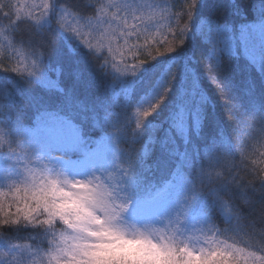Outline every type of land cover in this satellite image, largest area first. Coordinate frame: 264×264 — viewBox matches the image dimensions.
<instances>
[{
    "label": "trees",
    "instance_id": "trees-1",
    "mask_svg": "<svg viewBox=\"0 0 264 264\" xmlns=\"http://www.w3.org/2000/svg\"><path fill=\"white\" fill-rule=\"evenodd\" d=\"M162 2L167 4L163 7L172 18L171 30L154 43L140 38L129 40L125 51L114 58L113 52H94L81 38L63 33L56 18L49 16L37 23L20 15L13 0H0V28L15 44L33 54L41 53L33 56L26 51L24 56L37 59L45 73L43 80L36 71L27 74L32 71L24 66L15 48H8V41L0 40L10 53L0 58V122L10 128L14 138L22 137L23 146L30 151L38 152L34 148L48 137L75 141L76 147L71 150L53 147L38 153L77 176L110 170L86 158L99 142L112 139L109 127L123 125L122 138L139 142L143 149L135 175L126 182L125 189L132 200L126 216L133 221L139 207L159 196L184 198L186 156L202 155L217 143L235 154L233 145L239 131L236 117L241 112H264V80L245 56L238 39L243 28L251 24L264 29V0H195L191 11L188 6L193 0ZM48 4L76 20L96 17L102 6L101 0H49ZM185 24L188 27L181 37ZM216 30H222L227 42H215ZM169 47L171 51H166ZM149 51L152 55L162 54L150 59ZM143 61L147 62L132 70L114 68H132ZM208 63L217 65L214 73ZM213 75L220 87L213 83ZM161 95L159 107L141 129L133 132L134 110L150 106ZM117 156V150L115 155L110 154L109 165L116 164ZM83 159L86 163L76 162L80 165L76 168L73 161ZM255 160L253 156L249 162ZM21 164L20 154L0 151V168L9 171L8 181L18 182L23 177ZM5 181L0 182V187H6L5 211L15 213L23 202L16 199L15 186L7 187ZM215 191L199 194L190 203L184 199L195 216L190 215L195 228L209 221L224 227L230 220L231 214L225 211ZM218 191L250 219H258L264 206V183L254 181L245 193L231 186ZM245 194L252 198L248 206L240 203ZM37 231L24 227L4 229L7 237L17 239Z\"/></svg>",
    "mask_w": 264,
    "mask_h": 264
},
{
    "label": "clouds",
    "instance_id": "clouds-1",
    "mask_svg": "<svg viewBox=\"0 0 264 264\" xmlns=\"http://www.w3.org/2000/svg\"><path fill=\"white\" fill-rule=\"evenodd\" d=\"M155 4L167 6L162 0ZM171 19L154 15L149 18L148 29L170 31ZM187 27L185 24L181 29V37ZM0 40L8 41V48H15L18 55L26 51L41 55L15 44L3 28ZM160 54L148 52L150 59ZM5 55L10 53L0 43V58ZM146 62L132 68H114L132 70ZM32 65L39 67L38 60L34 59ZM207 67L214 73L217 65L208 63ZM212 80L220 87L215 75ZM162 100L163 95L150 106L134 110L133 132L143 127ZM236 121L239 131L233 145L235 154L217 143L202 155L190 154L184 159V199L190 203L199 194L217 190L214 194L231 214L224 227L209 221L190 230L182 226L180 215L143 224L127 218L132 200L125 190L126 182L134 177L143 149L139 142L122 138L123 125L108 129L118 152L115 168L77 176L48 156L24 147L23 138H14L10 128L0 122V151L20 154L24 173L18 182L8 181L7 187L15 186L16 199L27 198L30 209L5 211L6 187H0V264H264V206L258 219L253 220L218 191L231 186L245 193L254 181L264 183V112H241ZM253 156L256 160L249 162ZM251 199L245 194L240 203L248 206ZM17 227L38 231L23 239L5 235V228Z\"/></svg>",
    "mask_w": 264,
    "mask_h": 264
},
{
    "label": "rangeland",
    "instance_id": "rangeland-1",
    "mask_svg": "<svg viewBox=\"0 0 264 264\" xmlns=\"http://www.w3.org/2000/svg\"><path fill=\"white\" fill-rule=\"evenodd\" d=\"M48 1L49 0H13L17 12L20 15L28 17L37 23H39L38 21H46L49 16H52L53 19L56 18L57 22L63 27V33L68 34L71 38H81L83 40L82 43L87 47H89V44L85 43V41H89L93 45L91 49L94 52H113L116 55V57L113 56L114 58L118 57L116 53L125 51L124 48L129 44V40L140 38L142 42L154 43L158 39H161L164 33L168 32L167 30L160 32L156 28H152L151 30L148 29L149 18L154 15H167L164 11V7L157 6L152 0H101L102 6L98 15L87 20H76L75 17H72L66 11L60 10L56 12L54 5L49 11H46L44 4H48ZM65 12L67 14H65ZM42 13L43 17L41 15ZM71 28H75L78 32H82V34L79 36L75 35L70 31ZM244 28L238 37L240 40L239 43L245 52V56L255 64L264 80V29L257 24H251L245 29ZM215 33L216 43L219 42L221 44V42H224V39L225 42H227L226 38L221 35L222 30H216ZM26 57L20 55L24 66L29 69L28 71H36L41 80L45 79V73L40 64L39 67H34L32 65L34 59ZM36 72L34 73L36 74ZM53 147L71 150L76 147V142L68 139L63 142L62 138L51 140V137H48L34 149L43 153L54 149ZM112 152L114 155L116 154V147L113 140L107 137L104 141L97 144L95 150L91 151V154L86 159L94 160L100 168L109 166L110 170H113L116 164L109 165L108 163L109 161L111 162L110 154ZM86 159L82 161H73L75 163L74 166L78 168L80 166L79 163L85 164L86 161L84 163V160ZM86 165L92 167L90 163ZM8 173L9 171H4L0 168V182L5 180L8 181ZM191 214L192 209L185 204L184 198L177 195L172 197L169 195H162L157 197L156 200L139 207V210L134 215V219L136 222L143 224L174 219L177 215H180L183 217L182 226L185 230H190L195 228L194 225L196 226L194 218L190 217ZM192 216H194V214H192ZM187 220H189V222Z\"/></svg>",
    "mask_w": 264,
    "mask_h": 264
},
{
    "label": "snow or ice",
    "instance_id": "snow-or-ice-1",
    "mask_svg": "<svg viewBox=\"0 0 264 264\" xmlns=\"http://www.w3.org/2000/svg\"><path fill=\"white\" fill-rule=\"evenodd\" d=\"M194 2H195V0H193V3L188 6L189 7V11H191ZM51 7H52V4L51 5H49L47 3L44 4V8H45L46 11H49L51 9ZM41 15L43 17V13ZM35 20H38V19H35ZM70 31L73 32L77 36H79V35L82 34V32H78L75 28H71ZM180 42L182 43V40ZM85 43H88L90 48L93 47V45L89 41H85ZM165 50L166 51H171V48L169 47V48H167ZM144 115H147V113H144ZM21 201L23 202V207H19L18 206L17 209H16V211L17 210H22V211H28V210H30L29 209V201L27 200V198H24ZM13 202L15 203L16 201L14 200Z\"/></svg>",
    "mask_w": 264,
    "mask_h": 264
},
{
    "label": "bare ground",
    "instance_id": "bare-ground-1",
    "mask_svg": "<svg viewBox=\"0 0 264 264\" xmlns=\"http://www.w3.org/2000/svg\"><path fill=\"white\" fill-rule=\"evenodd\" d=\"M65 14H67V13L65 12Z\"/></svg>",
    "mask_w": 264,
    "mask_h": 264
}]
</instances>
